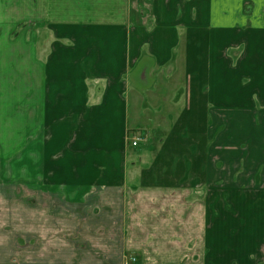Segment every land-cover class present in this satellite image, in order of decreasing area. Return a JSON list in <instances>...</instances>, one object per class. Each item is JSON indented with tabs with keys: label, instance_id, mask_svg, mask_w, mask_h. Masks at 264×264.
Returning a JSON list of instances; mask_svg holds the SVG:
<instances>
[{
	"label": "crops",
	"instance_id": "obj_1",
	"mask_svg": "<svg viewBox=\"0 0 264 264\" xmlns=\"http://www.w3.org/2000/svg\"><path fill=\"white\" fill-rule=\"evenodd\" d=\"M76 2L0 0L38 20L0 264H264V0Z\"/></svg>",
	"mask_w": 264,
	"mask_h": 264
},
{
	"label": "rangeland",
	"instance_id": "obj_2",
	"mask_svg": "<svg viewBox=\"0 0 264 264\" xmlns=\"http://www.w3.org/2000/svg\"><path fill=\"white\" fill-rule=\"evenodd\" d=\"M81 5L83 0H77ZM76 2V5L79 4ZM147 17V16H146ZM38 20L34 17L24 20H19L15 24L14 28L11 30V33H5L6 28L0 27L2 34L0 32V47L5 45V51H2L3 57L0 58V63H3L5 59L4 56L7 54L9 56V62L11 65L3 68V64H0V75L10 76L9 74L14 75L15 78H11L10 83H8V88L3 83V79L0 83V157L3 160H7L6 157L10 155L12 158L19 155L18 148H7L9 142L12 141L16 146L19 144V131L17 128L20 127V118L19 115L23 111L21 108H25L24 102L22 103L21 91L24 89V84L20 82L21 79H24L25 76V64H27V70H30V67H33L32 61L34 59V50H35V33H36V24ZM28 30V32H26ZM26 32V33H25ZM10 78V77H9ZM8 93L11 98L8 99L4 97L3 93ZM29 112L31 108H35V104L31 103L27 105ZM7 115V117H6ZM259 118V117H258ZM6 119V120H5ZM254 120V119H253ZM5 121V122H4ZM259 121V120H258ZM6 123V124H5ZM255 123V120H254ZM259 123V122H258ZM6 128L8 131H6ZM22 135H24L22 133ZM25 136V135H24ZM129 144H131L133 139H138V137L130 135ZM139 143H137L138 145ZM15 196H18L15 194ZM184 200H179V203H183ZM133 263L136 260H132Z\"/></svg>",
	"mask_w": 264,
	"mask_h": 264
},
{
	"label": "built area",
	"instance_id": "obj_3",
	"mask_svg": "<svg viewBox=\"0 0 264 264\" xmlns=\"http://www.w3.org/2000/svg\"><path fill=\"white\" fill-rule=\"evenodd\" d=\"M132 141H133V142L131 143V146H132V147H136V146H137V143L140 142L139 139H133Z\"/></svg>",
	"mask_w": 264,
	"mask_h": 264
}]
</instances>
